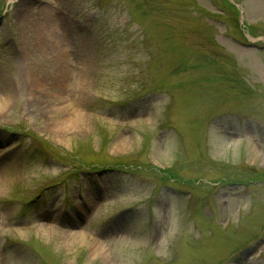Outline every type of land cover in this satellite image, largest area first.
<instances>
[{
	"label": "rangeland",
	"instance_id": "rangeland-1",
	"mask_svg": "<svg viewBox=\"0 0 264 264\" xmlns=\"http://www.w3.org/2000/svg\"><path fill=\"white\" fill-rule=\"evenodd\" d=\"M263 47L264 0H0V264H264Z\"/></svg>",
	"mask_w": 264,
	"mask_h": 264
},
{
	"label": "trees",
	"instance_id": "trees-1",
	"mask_svg": "<svg viewBox=\"0 0 264 264\" xmlns=\"http://www.w3.org/2000/svg\"><path fill=\"white\" fill-rule=\"evenodd\" d=\"M184 68L186 69V67H184ZM29 137L34 144H39L41 146L43 153H45V152H47L53 148L51 144H49L48 142H46L40 138H37L36 136H34L32 134ZM38 151L40 152V150H38ZM74 158H75L74 162L78 163V166H80L79 168H84L85 166H87V164L84 162V160H82L80 157L75 156ZM111 167H113V166H111Z\"/></svg>",
	"mask_w": 264,
	"mask_h": 264
},
{
	"label": "bare ground",
	"instance_id": "bare-ground-1",
	"mask_svg": "<svg viewBox=\"0 0 264 264\" xmlns=\"http://www.w3.org/2000/svg\"><path fill=\"white\" fill-rule=\"evenodd\" d=\"M41 2L47 5V4L52 3V0H41ZM6 102H8V100L0 101V107H1V104H4V103H6ZM73 120H74V118L71 117V116L69 115V116L66 118V123H68L69 121H72V122H73ZM74 122H75V121H74ZM71 124H72V123H71Z\"/></svg>",
	"mask_w": 264,
	"mask_h": 264
}]
</instances>
